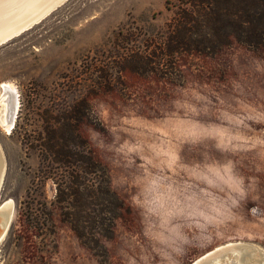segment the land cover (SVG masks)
<instances>
[{
  "label": "rangeland",
  "instance_id": "374dc122",
  "mask_svg": "<svg viewBox=\"0 0 264 264\" xmlns=\"http://www.w3.org/2000/svg\"><path fill=\"white\" fill-rule=\"evenodd\" d=\"M169 14L164 0H65L0 46V85L17 99L7 131L0 102V204L12 202L0 264H100L55 210L50 228L41 214L54 195L38 172L41 117L81 95L100 124L81 132L131 210L104 241L109 264H190L230 242L264 255V49L184 55L181 84L126 74L123 90L91 92L99 60Z\"/></svg>",
  "mask_w": 264,
  "mask_h": 264
},
{
  "label": "trees",
  "instance_id": "16d2710c",
  "mask_svg": "<svg viewBox=\"0 0 264 264\" xmlns=\"http://www.w3.org/2000/svg\"><path fill=\"white\" fill-rule=\"evenodd\" d=\"M164 8L170 14L156 33H144L140 45H134L140 35L128 33L121 43L126 52L99 60L92 70L93 95L123 90L126 74L181 84L178 61L184 55L211 56L233 43L264 49V0H164ZM83 125L100 128L85 95L43 112L34 147L39 177L52 183L54 195L48 209L42 204L45 222L29 206L26 217L50 228L55 210L79 245L100 264H109L104 241L113 239L116 222L128 220L131 210L112 188L109 170L82 134Z\"/></svg>",
  "mask_w": 264,
  "mask_h": 264
},
{
  "label": "bare ground",
  "instance_id": "6f19581e",
  "mask_svg": "<svg viewBox=\"0 0 264 264\" xmlns=\"http://www.w3.org/2000/svg\"><path fill=\"white\" fill-rule=\"evenodd\" d=\"M53 0H0V33L11 24L18 22L29 14L39 12ZM45 5V6H44ZM44 6V7H43ZM0 102L4 103L2 126L9 130L14 120L17 99L12 85H0ZM4 170V160L0 151V181ZM12 202L0 204V240L4 237L10 222ZM233 242L227 243L232 244ZM246 257V258H244ZM222 258V257H221ZM210 264H264V255L257 252L252 245L241 244L238 250H230L221 259Z\"/></svg>",
  "mask_w": 264,
  "mask_h": 264
},
{
  "label": "water",
  "instance_id": "95a60500",
  "mask_svg": "<svg viewBox=\"0 0 264 264\" xmlns=\"http://www.w3.org/2000/svg\"><path fill=\"white\" fill-rule=\"evenodd\" d=\"M65 0H53L47 6H43L39 12L29 14L19 20L16 23L11 24L9 27L5 28L0 33V46L5 44L7 41L13 39L14 37L20 35L24 31L30 29L32 26L40 22L44 17H46L50 12L60 6ZM242 243L233 242L232 244H224L217 246L204 254L200 255L198 258L193 260L190 264H210L212 261H217L219 258H223L226 252L230 250H238ZM221 258V259H222Z\"/></svg>",
  "mask_w": 264,
  "mask_h": 264
}]
</instances>
